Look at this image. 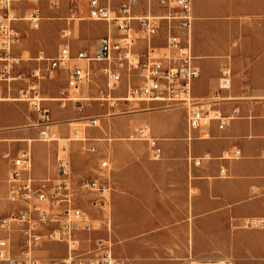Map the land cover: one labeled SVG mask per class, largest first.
<instances>
[{
  "label": "built area",
  "instance_id": "built-area-1",
  "mask_svg": "<svg viewBox=\"0 0 264 264\" xmlns=\"http://www.w3.org/2000/svg\"><path fill=\"white\" fill-rule=\"evenodd\" d=\"M66 1L72 15L67 21L75 18L101 22L107 28L106 33L97 39L93 49L72 53L70 29H62L56 53L53 56L38 53L32 58L34 66L27 73L22 72L23 59L13 54L21 38L16 23L28 22L32 30H39L44 18L42 10L58 11ZM80 2L86 5L85 17L79 16ZM192 21V0H0V84L8 91L13 85L18 86L17 97L13 99L26 102L37 114L39 122L35 126L39 127L38 140L42 142L57 140L51 130L55 123L50 120V110L43 104L48 98L42 97V83L53 80L57 73L64 75V85L56 98L59 107L72 105L81 114L96 102L99 108L107 109L104 115L88 114L74 120H83L88 127L99 126L104 117L150 111L134 107L154 103L162 109H185L189 130L205 129L212 123L223 129L239 116V108L233 107L225 115L213 106L215 101H198L191 95L192 82L199 75L191 50ZM161 39L162 44L157 42ZM230 82L231 72L225 67L218 90L228 89ZM129 106L132 109L120 108ZM80 134L79 129H74L68 141H89L79 137ZM202 136L207 137L208 132ZM127 140L146 142L153 159L161 156L158 139L148 125L138 127ZM83 148L96 152L95 145ZM60 150L64 154L56 156V177L41 180L31 176L33 156L29 146L14 155L2 154L10 166L7 200L21 205L0 215V264H41L37 250L44 242L66 244L60 264H126L103 241H98L91 250L78 251L77 233L97 231L101 222L78 205L72 165L65 153L67 146L61 145ZM240 157L241 151L234 148L222 151L218 159L230 161ZM203 159L190 157L188 162L199 166ZM100 166L108 169L109 162L103 160ZM219 172L227 174L223 167ZM78 188L98 195V199L92 200L93 205L106 213L108 179H82ZM104 220L109 228V220ZM15 233L17 239L13 238Z\"/></svg>",
  "mask_w": 264,
  "mask_h": 264
},
{
  "label": "crops",
  "instance_id": "crops-1",
  "mask_svg": "<svg viewBox=\"0 0 264 264\" xmlns=\"http://www.w3.org/2000/svg\"><path fill=\"white\" fill-rule=\"evenodd\" d=\"M82 3L80 14L85 11L86 15ZM66 7L69 9L67 1L59 10ZM192 16L191 50L199 75L192 82L191 95L198 101H215L213 106L225 115L238 107L239 116L223 129L212 123L193 130L187 128L183 108L117 118L115 136L127 140L136 128L148 125L162 150L161 156L153 159L146 142L114 143L115 231L126 238L115 256L126 264H185L192 257H217L220 245L235 250L245 244V232L231 236V228L256 219L263 220L264 226V0H192ZM157 42L164 43L163 39ZM69 43L72 53L96 45L74 43L71 36ZM225 67L231 72L230 87L218 90ZM56 77V82L64 84L62 73ZM50 83H42L43 93L51 91ZM95 93L92 90L91 94ZM176 112L180 113L178 118ZM144 116L150 120L145 121ZM124 118H128L127 125ZM204 132H208L207 137L202 136ZM23 135L0 129L4 162L8 163L3 153L14 155L20 149L14 152L1 141L22 139ZM234 148L241 151L239 159H218L222 151ZM31 151V176L35 180L55 178L57 155L38 144H33ZM190 157L205 159L194 166L188 162ZM222 167L227 171L224 176L219 172ZM72 170L74 177L76 171ZM2 172L6 177L5 170ZM8 188V179L6 183L0 180L4 205L0 215L10 208ZM258 245L261 255L257 259L264 261V231Z\"/></svg>",
  "mask_w": 264,
  "mask_h": 264
},
{
  "label": "rangeland",
  "instance_id": "rangeland-1",
  "mask_svg": "<svg viewBox=\"0 0 264 264\" xmlns=\"http://www.w3.org/2000/svg\"><path fill=\"white\" fill-rule=\"evenodd\" d=\"M82 6H84V3H82ZM42 13L46 18L42 20L39 30H32L28 22L16 23V26L20 29L21 38L13 48V54L23 59L22 71L24 70L25 73H27L30 70L29 68L34 65L35 62L32 58L37 56L38 53L42 52L45 56H53L55 54L61 43L60 31L62 29L69 28L72 41L77 44L81 43L80 45H87L88 47L93 46L98 37L106 32V27L102 23L87 20L79 21L75 18L73 21H67L66 18L72 16L67 7L58 11L43 9ZM58 14L59 19H55ZM73 16L76 17L77 15ZM79 16L84 17L85 11H83L82 14H79ZM27 69L28 71H25ZM57 80L58 78L56 77L53 81H48L51 82L50 92H42V97L48 98L43 104L50 110V120L55 123V125L51 127V130L55 131L57 140L51 142L39 141V127L35 126L39 122L37 114L30 110L29 105L26 102L13 99L17 97L18 86L13 85L10 91H8L4 85L0 84V129H3L4 131H18L24 133L22 139L14 138L3 140L1 142L8 144V147L14 152L21 148H25V145L27 147L30 145L32 149L33 144H38L40 147L49 150L51 154L55 156L57 154L62 156L64 153H62L60 147L61 145H66L67 151L65 153L68 155L72 167L76 171L74 177L78 192V205L88 212L91 217L97 218L101 222V227L97 231L77 233L76 237L79 241L78 251L83 252L91 250L97 245L98 241H103L104 245L110 246L112 253L116 255L115 250L125 243L126 238L122 239L115 231L114 165L112 162V159L114 158V143H131L125 139L126 137L114 135L116 120L121 116L165 111L168 109H162L160 104L139 103L137 107L135 105L134 109L138 108L137 110L139 111H150L104 117L100 120L99 126L88 127L83 120L72 121L81 117H86L89 114L87 112L93 110H98L97 114L104 115L105 112H107V109L99 108L96 102L92 104L93 107L85 108L81 114H77L72 105H67L66 108L59 107L57 101L50 100L59 97V90L64 85L61 84V82H56ZM120 108L121 110L132 109L131 106ZM176 113V117L178 118L180 113ZM151 115L152 117L153 115L157 117L159 116V114ZM144 119L145 121H149L150 117L144 116ZM123 122L127 125L128 118H124ZM74 129H79L81 131L79 137H85L89 141L84 143L66 141V138L73 137L72 132ZM29 139H31V141H28ZM89 145H95L96 152H88L83 148V146L87 148ZM103 160L109 162L108 169L101 168L100 163ZM0 161L3 163V165H0V171L2 172L5 170L6 172V177H3L4 172H2L0 180L6 183L9 178L8 171L10 166L1 159V153ZM90 178L100 179L101 181L108 179V182L110 183V189L105 192L106 213H103L98 206L93 205L92 200L98 199V195L92 192H83L78 188L82 179ZM8 203L10 204V208L3 214L10 213L21 205L20 203ZM3 206V203L0 201V209H3ZM143 216V214H139L140 218ZM105 218L109 220V228L106 226ZM262 221L263 220L257 219L251 222L244 221L239 227H233L230 229L231 236L233 233L239 234L240 232H245L246 235L243 239L245 243L244 246L239 245V248L233 250L232 246L220 245L216 247L217 250L215 253L218 255L217 257H192V260L188 259L185 261V264H203L206 261H218L220 262L219 264L226 261H228L229 264H264V261L257 259V257H260L261 255V247L258 245V242L260 243L261 241V231H264ZM13 238H18L17 233L13 235ZM66 249L67 247L65 243L44 242L37 250V255L41 259V264H60L59 261L65 256Z\"/></svg>",
  "mask_w": 264,
  "mask_h": 264
},
{
  "label": "bare ground",
  "instance_id": "bare-ground-1",
  "mask_svg": "<svg viewBox=\"0 0 264 264\" xmlns=\"http://www.w3.org/2000/svg\"><path fill=\"white\" fill-rule=\"evenodd\" d=\"M57 100V99H56ZM72 124V123H71ZM80 136V135H79ZM68 140H70V139H68V138H66V141H68ZM101 173V172H100ZM253 223V222H252ZM220 262H218V261H214V262H211V261H206V262H204L203 264H219Z\"/></svg>",
  "mask_w": 264,
  "mask_h": 264
}]
</instances>
